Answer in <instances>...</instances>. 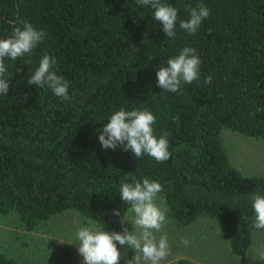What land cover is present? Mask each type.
Wrapping results in <instances>:
<instances>
[{
    "label": "trees",
    "instance_id": "16d2710c",
    "mask_svg": "<svg viewBox=\"0 0 264 264\" xmlns=\"http://www.w3.org/2000/svg\"><path fill=\"white\" fill-rule=\"evenodd\" d=\"M178 9L176 37L167 38L150 6L136 0H0V39L27 21L44 33L29 57L6 59L9 91L0 95V215L16 214L32 229L71 209L108 232L121 231L118 193L130 177L159 182L167 218L188 225L211 219L233 255L252 239L251 195H264V176L244 174L221 137L228 128L264 141V0H162ZM210 16L193 35L179 28L189 9ZM184 47L196 49L200 77L176 93L157 86L156 72ZM69 82L71 101L27 81L43 56ZM27 61V62H26ZM212 76L210 84L204 83ZM7 78V76H5ZM120 108L148 110L170 158L138 159L98 136ZM126 177L128 179H126ZM124 227V226H123ZM120 264L131 259L121 249ZM126 252V253H125ZM73 251L55 242L44 264H70ZM0 264H25L0 250ZM168 264H193L184 256Z\"/></svg>",
    "mask_w": 264,
    "mask_h": 264
},
{
    "label": "clouds",
    "instance_id": "9594fccd",
    "mask_svg": "<svg viewBox=\"0 0 264 264\" xmlns=\"http://www.w3.org/2000/svg\"><path fill=\"white\" fill-rule=\"evenodd\" d=\"M136 4L150 6L154 10L155 21L162 25L166 37H176V7L162 0H136ZM209 16L210 9L198 4L189 9V19L179 21V28L193 35ZM43 38L42 31L23 21L22 26L13 27L10 36L0 39V95H7L9 91L8 78L11 73L7 71L5 60L14 62L18 58L29 57ZM56 63L54 57L43 56L27 83L47 87L61 101H71L69 82L52 70ZM166 64L156 72V83L162 91L176 93L182 84H191L200 77L201 60L195 48L184 47ZM212 80V76H206L204 83L210 84ZM107 121L98 136L103 149L115 150L119 145L124 151L131 150L136 159L146 154L158 164L170 158L167 135H154L152 126L156 118L150 111L120 108ZM130 179L131 182H123L118 191L121 200L129 205L128 214L122 216L120 211L113 212V215L121 217L120 232L105 231L91 221L82 222L78 228L74 243L78 244L77 251L83 257V264H120L122 248L131 249L134 253L131 259H125V264H161L170 255L167 235L162 234L158 239L156 235L162 233L167 224L168 209L162 200L157 203L158 194L163 191L162 185L148 178L142 181L135 177ZM251 207L254 212L253 227L264 230V195L252 194ZM125 221L131 223L132 231L123 227ZM181 243L188 246L190 242L182 239Z\"/></svg>",
    "mask_w": 264,
    "mask_h": 264
},
{
    "label": "rangeland",
    "instance_id": "374dc122",
    "mask_svg": "<svg viewBox=\"0 0 264 264\" xmlns=\"http://www.w3.org/2000/svg\"><path fill=\"white\" fill-rule=\"evenodd\" d=\"M221 137L232 164L244 174L264 176V141L228 128L221 130ZM85 221L90 220L66 209L26 229L19 224L15 213L0 215V250L25 264H44L52 245L65 241L73 251L70 264H83L78 244L74 242L78 228ZM123 226L132 231L131 223L125 221ZM162 234L168 237L170 255L161 264H168L180 256L190 258L193 264H264V230L261 229L252 227L250 245L240 255L230 253L218 228L207 217H200L188 225H179L167 218L162 233L156 234L157 239ZM182 239H187L189 245L184 246Z\"/></svg>",
    "mask_w": 264,
    "mask_h": 264
}]
</instances>
